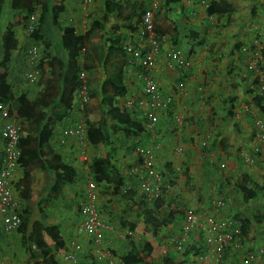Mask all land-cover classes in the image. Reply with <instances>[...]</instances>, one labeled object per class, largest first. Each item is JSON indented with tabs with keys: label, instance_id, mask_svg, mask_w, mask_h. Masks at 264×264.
Masks as SVG:
<instances>
[{
	"label": "crops",
	"instance_id": "1",
	"mask_svg": "<svg viewBox=\"0 0 264 264\" xmlns=\"http://www.w3.org/2000/svg\"><path fill=\"white\" fill-rule=\"evenodd\" d=\"M179 1L173 14L166 16L164 0H160L161 16H156L155 22L157 31L164 38L159 42L155 65L150 71L160 82L163 93L173 98L171 108L160 113L154 131L146 128L149 106L140 78L145 70L136 61L125 67L124 87L115 104L143 123L144 132L135 139L123 138L118 134L120 139H114L117 142H94L96 134L93 132V136L88 135L86 120L97 123L106 117V108L103 109L101 105L102 82L109 77L108 73L120 58H111L106 65H98L94 71L87 72V77L93 81L89 92L95 95L91 97L88 107L82 105L78 96L75 98L71 112L56 124L49 144L51 151L59 153L64 163L74 168L76 178L73 183L54 189L55 179L51 171L36 164L26 170L20 163L12 180L24 196L21 199L22 212L24 209H31V215L39 219L36 225L32 224L37 228L32 233L38 243L25 246L19 232L3 235L0 239V258L5 264H10L11 261V258L4 256L6 246L18 250L21 247L20 264H27L24 260L29 258L28 251H39V241L43 239L44 228L47 226L58 229L61 235L59 248L53 246V253L59 264L62 263L64 252L74 242L82 245L77 264H93L96 261V247L119 262L132 249V241L137 244L150 243L153 252L146 259L150 264H165V257H170L174 264H204L199 260L198 243L193 238L190 240L191 245L181 251L176 248L175 240L182 232L185 208L192 207L204 215L211 214L215 211V201L222 198L225 206L216 211L218 217H235L241 224L248 223V235L252 238L263 233L264 222L259 224L255 216L264 214V196L246 201L238 190L245 187L244 183L264 192V139H258V129L255 127L256 119L264 120V110H260L254 101L259 93L260 81L248 68L257 53L264 62V0ZM211 1H226L233 10L224 15H209L207 4ZM106 2L107 0H39L40 4L49 3L51 11L58 14L61 24H71L79 35L90 32L88 45L91 48L101 47L106 43L108 46L114 44L115 36L120 35L122 38L126 37L125 42L131 43L142 56L146 55L150 43L142 35L143 23L135 32L125 28L124 17L130 11L125 6L122 16H111L99 34L93 33L96 20L104 14ZM5 5L6 2L3 7ZM139 5L153 8L151 0L139 1ZM6 13L9 14L6 11L0 16L2 30L10 21ZM192 30L196 33L194 38L189 36ZM43 35L37 41L27 33L26 26L19 24L14 27L7 65L11 101L24 93L28 98L21 110L13 111L8 118L0 116V130L9 120L17 121L25 130L28 125L25 119H32L35 111L33 100L38 98L40 90L54 78L51 70L45 68L41 70L35 84L28 82L25 73L32 69L26 54L28 48L37 46L42 57L46 51L56 54L58 71L67 65L68 52L61 46L59 30L52 21ZM4 37L5 33L1 31L0 47ZM102 37L105 43L101 42ZM173 37H178V41L174 42ZM173 49L181 51L192 62L189 68L168 67V53ZM81 60L84 59H80V62ZM182 81L185 82L183 90L179 88ZM60 82L57 81L56 84L59 86ZM201 85L205 89L203 97L198 90ZM2 105L3 110H9V105L5 104H0V109ZM55 109L59 108L55 106ZM176 116L181 117V122L176 121ZM79 122L85 124L84 139L70 137L65 133ZM135 145L156 147L158 170L167 179H174V182L164 185L160 208L150 205V210L156 212L154 216H165L169 207L175 213L173 222L161 230L148 223L146 201L143 198L145 194L129 172L131 166L139 163ZM111 148L115 150L110 155ZM48 149L49 147L45 148ZM248 156L253 158V163L247 161ZM106 158L119 169L121 190H131L134 194L124 198L120 190L117 191L106 183L96 184L95 204L107 224L104 238L96 246L87 235L78 232L82 221L80 208L88 199L90 184L96 183L92 165L97 159ZM220 163H225L226 167L221 168ZM26 171L30 173L29 179L25 177ZM258 199L260 202L257 204ZM122 220L137 225L131 235L122 227ZM259 232V236L255 235ZM229 253L224 264H232L238 257L232 255V251ZM30 260L35 264L32 258Z\"/></svg>",
	"mask_w": 264,
	"mask_h": 264
},
{
	"label": "trees",
	"instance_id": "2",
	"mask_svg": "<svg viewBox=\"0 0 264 264\" xmlns=\"http://www.w3.org/2000/svg\"><path fill=\"white\" fill-rule=\"evenodd\" d=\"M5 1L6 0H0V16L2 12L5 13L8 11L9 14H6L8 15V18H10V21L8 20L6 25L3 27V30L0 27V32L4 31L5 33V37L2 41V50H0V104L9 105V115L13 114V111L15 110H21L26 104L28 98L27 94L24 93L11 101V86L7 80V65L10 56L9 46L11 45V39L14 36V27L19 24L27 26L31 16L36 10V7L39 6L41 9L40 19L38 21L39 24L36 27L34 35L32 34L31 37L37 41L42 39L44 37L43 32H46V28L52 21V24L59 30L61 46L68 52L69 59L67 61V65L63 68V70L58 71V67L55 62L57 60V55H52L51 51H46L45 56L40 60L39 67L42 71L45 70V68H49L51 73L54 75V78L49 80L46 87L40 90L38 98L33 100L35 111L32 119H25L28 124L26 129L23 130L21 124L15 121L21 127L23 134L21 139L22 157L20 159V163L27 168L26 170H28L31 165L36 164L38 167L51 171L55 179L54 189H58L59 186L66 183H73L76 178V171L72 166L64 163L62 156L59 153L51 151L49 144L53 137L56 124L67 116L73 108L74 100L83 84L81 79V74L83 72H86L87 76V72H91V70L94 71L98 65L104 66L111 58H120L117 59L118 61L114 64L113 69L108 73L109 77L102 82L101 94L103 99L101 101V105L103 109L106 108L104 109V115H106V117L97 123L92 122L91 120H86L88 135L91 137L93 136V132L96 134L93 139L94 142L101 140L106 144H109L112 143L114 139L118 141L120 139V135L123 138L135 139V137L139 136L145 130L143 123L136 120L126 109H123L115 104L117 96L121 94V90L124 87L125 67L130 65L128 55L124 50V45L128 42H125L126 37L122 38V36L117 35L115 36L116 39L114 40V44L108 46L106 43L105 45L102 44L101 47L95 46L91 48V45H88L91 33L87 32L84 35H79L75 27L71 24H61L58 14L51 11L52 9L50 8L49 3L40 4L39 0H10V3L8 4L9 9H7V7H3ZM139 1L143 0H107L103 16L98 18L96 20V25L93 26V33L97 32L99 34L102 27L106 25L111 16H122V9L124 6L130 10L124 17L125 28L133 32L138 31L139 26L143 23L145 14L153 9L149 7V5L141 7L139 5ZM151 2L153 5V0H151ZM179 2V0H164V14L166 16L173 14ZM61 6L62 4H60V7ZM55 7L60 8L56 5ZM232 10L233 9H231V6L226 1H211L207 7L209 15H224L228 14ZM160 14V9L155 10V18L156 16H161ZM50 15H52V17ZM157 27L158 26L156 24V28ZM190 34L191 35L189 36L194 38L196 33L192 30ZM162 38L164 37L161 33H156V40L158 42H160ZM104 40L105 39L102 37L101 42L105 43L106 41ZM172 40L176 42L178 41V37H173ZM82 58L84 60H81L80 62V59ZM57 81H61V85L58 86L56 84ZM92 83L93 81L89 79V76L86 77V86L87 90L89 89L88 94L90 99L95 95V93L93 94L89 92L91 90L90 85ZM263 100V98L259 97L254 99L262 111L264 110ZM55 106L59 109H55ZM88 106L89 105H86V107ZM2 111L3 105L0 109L1 118ZM46 147H49V149L45 150ZM132 147L134 148V146ZM114 150V148L110 149V155L114 152ZM92 171L95 174L96 184L106 183L108 186L114 187L115 190H120L124 198H128L134 194L131 190H127L126 192L121 190L120 186L122 180L119 169L115 164L110 162L109 158L97 159L94 162V165H92ZM26 172L25 177L29 179L30 173L29 171ZM166 180H171L170 183L174 182L172 177H169L168 179L166 178ZM243 186L245 187H241L238 191L244 195L243 198L246 201L254 200L260 195L258 193H262L264 196V192H260V190L258 191L250 184L243 183ZM19 191L21 198H24L22 191ZM143 198L146 201V219L152 227L155 226L158 228L157 230H161L173 222V216L175 213L170 210L171 207L168 208L169 210L167 213H164L165 216L160 214L154 216L156 212L150 210V205H156V209H159V204L162 198L153 204L149 203L146 194ZM40 210L42 211L41 208ZM31 213H33L31 209H24L22 212V226L18 230V232L22 235V244L25 246L29 243H38V241H36V237L32 233V229H30ZM255 219L259 224H262L264 222V214L255 216ZM121 225L126 229L129 235H131L137 228L136 224L126 220H122ZM249 228L248 223L242 222V232L244 236H248ZM60 240L61 235L58 229L48 226L45 227L44 237L41 241H39V251H31L30 253L31 258L35 261V264H59L56 260V255L53 253V246H55V248H59L58 243ZM131 245L132 249H130L122 257L123 264H150L146 260L147 256L153 252V249L150 248V243L146 242L137 244L135 241H132ZM147 246L149 248H147ZM188 246L189 245H187V247ZM190 249L191 248L189 247V252ZM164 261L165 264H174L170 257H165Z\"/></svg>",
	"mask_w": 264,
	"mask_h": 264
},
{
	"label": "built area",
	"instance_id": "3",
	"mask_svg": "<svg viewBox=\"0 0 264 264\" xmlns=\"http://www.w3.org/2000/svg\"><path fill=\"white\" fill-rule=\"evenodd\" d=\"M90 2L91 0H84ZM160 6L159 0L153 1V9L148 11L143 20L142 35L150 43L148 53L142 56L131 43H126L124 50L128 55L130 64L138 62L145 70L140 74L143 82V93L146 97L149 110L147 112L146 128L154 131L155 125L159 121L160 113L171 108L173 98L163 93L160 82L151 74V69L155 65V54L159 51V42L156 40V29L154 23L155 10ZM39 10L30 18L27 26L29 35L35 33L39 24ZM28 62L32 69L25 73V78L30 84H35L40 76L38 67L41 58V52L37 46H32L26 51ZM168 67L174 69H187L192 62L183 56L181 51L173 49L168 53ZM257 79L260 81L259 93L256 97L264 99V62L259 53L255 54L253 61L248 66ZM86 72L81 74L83 81L82 87L77 96L81 99L82 105L90 104V97L86 86ZM179 88H185V82L179 83ZM201 97L205 94V89L201 85L199 88ZM264 105V100L262 101ZM132 105V102L129 101ZM257 105V103H255ZM261 110V108L257 105ZM264 107V106H263ZM10 115L7 110L2 111V118H8ZM176 121L181 122V117L176 116ZM255 127L258 129V139H264V120L256 119ZM70 137L84 139L85 124L79 122L65 132ZM22 129L13 120L7 123L0 130V239L5 234L18 232L22 226V198L20 191L13 183V177L16 169L20 165L22 157L21 139ZM209 138V137H208ZM155 148L138 145L135 152L139 158V163L131 166L130 175L134 177L141 191L146 194L150 204L160 200L163 195L164 185L170 184L171 180H166L162 171L156 166ZM247 161L253 163V158L248 156ZM221 168H225V163H220ZM97 187L95 183L90 184L88 199L81 208L80 213L82 221L79 224L78 232L87 235L94 243L98 245L104 238V231L107 224L104 222L98 207L95 204ZM127 190H124L126 192ZM225 206L223 199L215 201L214 213L204 215L192 207L184 209V225L181 235L175 240L176 248L181 251L190 245L193 238L198 243L199 260L204 264H224L226 256L238 255L232 264H264V231L258 237L261 242L252 241V237L244 236L242 224L235 217H218L216 211ZM82 251V245L74 242L69 250L63 255V264H77L78 253ZM96 263L93 264H120L114 257L108 255L103 250L95 248ZM0 264H4L0 259Z\"/></svg>",
	"mask_w": 264,
	"mask_h": 264
},
{
	"label": "rangeland",
	"instance_id": "4",
	"mask_svg": "<svg viewBox=\"0 0 264 264\" xmlns=\"http://www.w3.org/2000/svg\"><path fill=\"white\" fill-rule=\"evenodd\" d=\"M5 7H7V9H9L8 8V4H6L5 5ZM6 17H7V19H8V16L6 15ZM163 19V18H162ZM2 47H0V50H2L1 49ZM183 51H186L185 49H183ZM0 59H1V52H0ZM1 61V60H0ZM260 192H262V191H260ZM258 194H260L259 195V198L263 195L262 193H258ZM260 202V199H258L257 200V204ZM35 213V212H34ZM35 215H36V213H35ZM35 217V216H34ZM33 216H31V218H30V229H37L36 227H33V225H36L37 223H38V221H39V219H35ZM39 217V215H37V218ZM33 224V225H32ZM264 226V225H263ZM36 232V231H35ZM255 235H260V232L259 233H256ZM17 237H18V235H17ZM16 236H15V238H17ZM256 241V242H261V240H260V238H258V237H253V239H252V241ZM30 245H28V247H29ZM5 250H6V255H4V256H6V257H8V258H11V261H10V264H20V262L22 261V260H20V258H21V256H22V253H21V251H19V250H22V248L20 247L19 248V250L17 249V248H15V249H12V248H10V247H5ZM31 250L30 251H28V257L31 259ZM1 257V256H0ZM29 258H27L26 260H24L27 264L28 263H31L32 264V260H30ZM17 260H19V263L17 262Z\"/></svg>",
	"mask_w": 264,
	"mask_h": 264
},
{
	"label": "clouds",
	"instance_id": "5",
	"mask_svg": "<svg viewBox=\"0 0 264 264\" xmlns=\"http://www.w3.org/2000/svg\"><path fill=\"white\" fill-rule=\"evenodd\" d=\"M153 1H154V0H153ZM5 2H6V4H9V3H10V0H6ZM159 2H160V0H159ZM207 7H208V4H207ZM37 10H39V12L41 13V9H40L39 6L36 7L35 12H36ZM158 10H159V9H158ZM35 12H34V13H35ZM40 13H39V19H40ZM29 22H30V21H29ZM154 23H155L156 33H157L156 22H155V16H154ZM28 24H29V23H28ZM27 26H28V25H27ZM27 26H26V29H27ZM27 33H28V32H27ZM31 35H32V34H31ZM31 35H30V36H31ZM33 35H34V33H33ZM34 46H35V45H34ZM26 51H27V50H26ZM26 54H27V53H26ZM41 59H42V56H41L40 60H41ZM39 63H40V61H39ZM38 67H39V65H38ZM39 69H40V67H39ZM40 72H42L41 69H40ZM40 74H41V73H40ZM95 184H96V183H95ZM156 202H157V201H156ZM33 248L35 249V246H33ZM70 248H71V247H70ZM70 248H69V249H70ZM69 249H68V250H69ZM66 251H67V250H66ZM66 251H65V252H66ZM65 252H64V253H65ZM111 257H113V256H111ZM0 259H1V258H0ZM115 259H116V258H115ZM1 261H2V259H1ZM2 262H3V261H2ZM96 262H97V259H96V261H95L94 263H96ZM3 263H4V262H3ZM118 263L123 264L121 258H120V260H119ZM4 264H5V263H4ZM61 264H63V259H62V263H61Z\"/></svg>",
	"mask_w": 264,
	"mask_h": 264
}]
</instances>
